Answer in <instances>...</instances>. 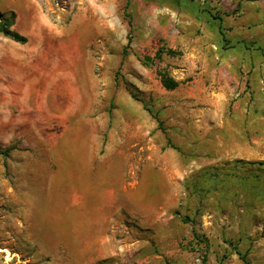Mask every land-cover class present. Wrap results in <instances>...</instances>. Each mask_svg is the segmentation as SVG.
Listing matches in <instances>:
<instances>
[{
  "label": "rangeland",
  "instance_id": "374dc122",
  "mask_svg": "<svg viewBox=\"0 0 264 264\" xmlns=\"http://www.w3.org/2000/svg\"><path fill=\"white\" fill-rule=\"evenodd\" d=\"M0 12V264H264V0Z\"/></svg>",
  "mask_w": 264,
  "mask_h": 264
},
{
  "label": "trees",
  "instance_id": "16d2710c",
  "mask_svg": "<svg viewBox=\"0 0 264 264\" xmlns=\"http://www.w3.org/2000/svg\"><path fill=\"white\" fill-rule=\"evenodd\" d=\"M13 24H14L13 13L9 15H5L0 12V35H3L16 43L24 44L26 42V38L11 30ZM167 53L170 55H174V51L172 50H168ZM160 79L162 86L166 90H173L177 86V82L165 74L160 75ZM132 97L134 96L132 95ZM237 254L239 255V258L243 264H248V261L246 260V256L240 254L239 252Z\"/></svg>",
  "mask_w": 264,
  "mask_h": 264
},
{
  "label": "crops",
  "instance_id": "0c3cea01",
  "mask_svg": "<svg viewBox=\"0 0 264 264\" xmlns=\"http://www.w3.org/2000/svg\"><path fill=\"white\" fill-rule=\"evenodd\" d=\"M93 222V224L95 223L94 221H92ZM78 231V230H77ZM78 232H80V231H78ZM74 235L76 236V237H79L77 234H76V232L74 233ZM81 238V237H80Z\"/></svg>",
  "mask_w": 264,
  "mask_h": 264
}]
</instances>
